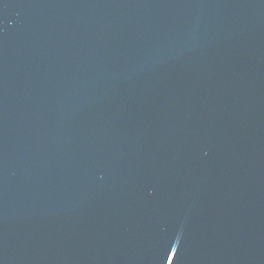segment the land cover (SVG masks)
Listing matches in <instances>:
<instances>
[{"label": "water", "instance_id": "1", "mask_svg": "<svg viewBox=\"0 0 264 264\" xmlns=\"http://www.w3.org/2000/svg\"><path fill=\"white\" fill-rule=\"evenodd\" d=\"M0 264H264V0H0Z\"/></svg>", "mask_w": 264, "mask_h": 264}]
</instances>
